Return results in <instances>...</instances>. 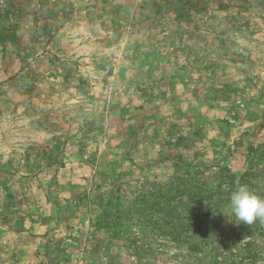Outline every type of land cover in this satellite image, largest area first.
<instances>
[{"label": "rangeland", "instance_id": "374dc122", "mask_svg": "<svg viewBox=\"0 0 264 264\" xmlns=\"http://www.w3.org/2000/svg\"><path fill=\"white\" fill-rule=\"evenodd\" d=\"M238 185L264 0H0V264H264Z\"/></svg>", "mask_w": 264, "mask_h": 264}, {"label": "clouds", "instance_id": "9594fccd", "mask_svg": "<svg viewBox=\"0 0 264 264\" xmlns=\"http://www.w3.org/2000/svg\"><path fill=\"white\" fill-rule=\"evenodd\" d=\"M230 212L245 225L256 220L264 222V199L249 190L246 185H238L230 194Z\"/></svg>", "mask_w": 264, "mask_h": 264}, {"label": "trees", "instance_id": "16d2710c", "mask_svg": "<svg viewBox=\"0 0 264 264\" xmlns=\"http://www.w3.org/2000/svg\"><path fill=\"white\" fill-rule=\"evenodd\" d=\"M166 185H168V184H166Z\"/></svg>", "mask_w": 264, "mask_h": 264}]
</instances>
